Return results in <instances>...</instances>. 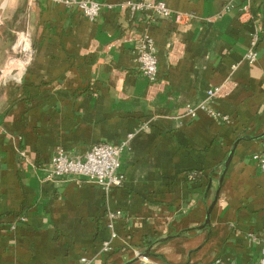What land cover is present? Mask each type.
I'll return each instance as SVG.
<instances>
[{
    "label": "crops",
    "instance_id": "1",
    "mask_svg": "<svg viewBox=\"0 0 264 264\" xmlns=\"http://www.w3.org/2000/svg\"><path fill=\"white\" fill-rule=\"evenodd\" d=\"M96 1L116 6L89 20L50 0H8L0 14L31 47L18 78L0 82V264H259L264 175L252 155H264V0H250L248 21L244 0H162L190 13L186 24ZM143 34L156 51L153 82L136 61ZM205 100L218 116L186 113ZM124 141V181L107 195L47 177L58 147L83 155Z\"/></svg>",
    "mask_w": 264,
    "mask_h": 264
},
{
    "label": "built area",
    "instance_id": "2",
    "mask_svg": "<svg viewBox=\"0 0 264 264\" xmlns=\"http://www.w3.org/2000/svg\"><path fill=\"white\" fill-rule=\"evenodd\" d=\"M61 3L66 7L72 8L80 12L89 20H95L103 7L114 8L116 5L100 3L96 0H50ZM118 7L126 10L130 14L143 13L149 18L160 17L172 19L177 23L186 24L193 16L190 13H183L170 9L162 0H127L120 3ZM233 1H228L224 9L235 8ZM240 19L248 21L254 17V12L251 7L250 0H244L239 6ZM257 17V15H255ZM23 40H28L27 49H19L21 56L18 58L24 61L20 72L27 65L31 57L30 41L27 34H23ZM260 39L259 31L252 33L247 53L244 56V61L253 63L257 57V46ZM134 50L136 54V61L138 64L139 73L149 82H153L157 78L158 63L154 43L151 37L143 34L134 42ZM14 53V51H13ZM18 53V52H17ZM216 90V89H215ZM215 90H208L207 96L210 98L214 95ZM197 109L206 110L213 116H218V113L212 111L207 100L195 106H187L186 113L194 115ZM224 118V117H223ZM127 142L119 144H109L100 142L91 145L83 155H73L62 147L54 150L49 159L50 169L48 172V179H54L59 176H72L78 180H83L100 187L104 194H108L114 187L122 185L124 175L120 171V157ZM252 158L257 162L262 174L264 175V155L254 154ZM120 211L110 212L108 214V227L111 226V220L119 217ZM21 221L23 217L19 218ZM13 227V226H11ZM259 264H264V239L262 240V248L258 260ZM79 264H88L87 257L83 256L79 259Z\"/></svg>",
    "mask_w": 264,
    "mask_h": 264
},
{
    "label": "rangeland",
    "instance_id": "3",
    "mask_svg": "<svg viewBox=\"0 0 264 264\" xmlns=\"http://www.w3.org/2000/svg\"><path fill=\"white\" fill-rule=\"evenodd\" d=\"M7 11L0 18V82L9 78H18L24 63V61H21L22 59L18 58L22 55L19 52V39L24 36L22 33L27 34L19 30L18 24L16 25L12 21V17ZM27 36L29 37L28 34ZM26 41H28L27 38Z\"/></svg>",
    "mask_w": 264,
    "mask_h": 264
},
{
    "label": "water",
    "instance_id": "4",
    "mask_svg": "<svg viewBox=\"0 0 264 264\" xmlns=\"http://www.w3.org/2000/svg\"><path fill=\"white\" fill-rule=\"evenodd\" d=\"M7 3H8V0H4V1L0 0V14H1V12L3 11V9L6 7ZM259 137H264V133H262L261 135H259ZM233 150H234V146L230 149V152H229V154H228L226 160L224 161V164H223V171H222V174H221V178L223 177L224 172H225L226 168L228 167V164H229L230 159H231L232 154H233ZM218 190H219V189H217V192H216V195H215V197H214V199H213L212 204L210 205V207L208 208V210H207V212H206L205 222H204L203 226L209 224L210 211H211V208H212L213 204L215 203L216 198H217V196H218ZM135 260H136V259H133L132 261H130V263L133 262V261H135ZM130 263L128 262V263H125V264H130Z\"/></svg>",
    "mask_w": 264,
    "mask_h": 264
},
{
    "label": "bare ground",
    "instance_id": "5",
    "mask_svg": "<svg viewBox=\"0 0 264 264\" xmlns=\"http://www.w3.org/2000/svg\"><path fill=\"white\" fill-rule=\"evenodd\" d=\"M2 1H4V0H2ZM19 44H20V48L19 49H24L25 50V49L28 48V41L23 40V37H20Z\"/></svg>",
    "mask_w": 264,
    "mask_h": 264
}]
</instances>
